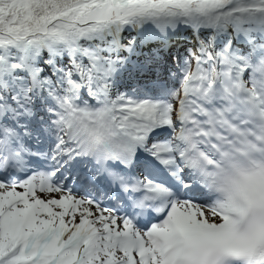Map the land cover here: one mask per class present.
<instances>
[{
  "label": "snow or ice",
  "instance_id": "6c2138e0",
  "mask_svg": "<svg viewBox=\"0 0 264 264\" xmlns=\"http://www.w3.org/2000/svg\"><path fill=\"white\" fill-rule=\"evenodd\" d=\"M0 264H264V0H0Z\"/></svg>",
  "mask_w": 264,
  "mask_h": 264
}]
</instances>
